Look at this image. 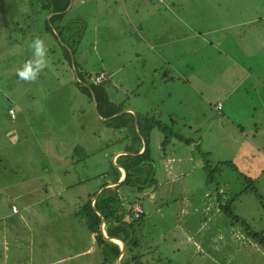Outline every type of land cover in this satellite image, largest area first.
I'll use <instances>...</instances> for the list:
<instances>
[{
    "label": "crops",
    "instance_id": "obj_1",
    "mask_svg": "<svg viewBox=\"0 0 264 264\" xmlns=\"http://www.w3.org/2000/svg\"><path fill=\"white\" fill-rule=\"evenodd\" d=\"M48 1L59 10L44 13V20L49 23L55 13L61 14L56 24L67 25L63 36L65 44L72 50L82 49L75 47L79 35L75 30L82 29L80 9L87 1L77 0L76 4L74 0ZM126 6L133 11V18L126 11ZM90 9L92 42L84 48L86 51L82 59L78 57V51L72 57L82 73L80 81L75 62L66 58L62 46L51 39L40 38L47 51L58 46L61 48V60L66 63L62 81L75 87L69 88L76 99L79 100L77 93L84 95V100L80 102L85 103L86 99L87 108L71 105L72 108H68L69 97L61 103L47 101L44 108L24 104L20 97H13L17 109L9 108L13 110L14 119L17 113L32 115V123L23 117L26 128L34 129V125H39L44 132L38 138L27 134L18 124L10 129L20 138L17 140L12 136L10 145H7L13 148L7 159L13 176L7 177L8 182L0 184V264H65L80 256L91 259L95 250L92 243L97 245L94 233L89 231L80 210L88 201L92 205L95 200L113 195L130 214L131 206L140 204L142 213L139 222H148L146 218H149V222H154L159 237L171 231L160 222H176L173 225L178 227L176 237L163 241L186 243L192 250L191 254L202 255V263L205 259L206 262L219 264L220 259H226L221 251L224 244L235 245V249L239 250L244 241L264 257V245L248 241V235L243 236L234 227H231L229 236L224 228L211 230L208 237L201 233L207 222H221L223 225L227 218L221 208L225 201L217 195L204 199L196 207L193 205L195 198L208 196L203 161L195 152L196 142L192 144L194 147L191 144L184 146L179 139L171 137L163 144L164 135L157 126L147 135L140 133L148 128L145 117L153 116L165 126L185 135L183 128L190 131L193 124H205L219 110L224 112L220 122L228 120L233 129L244 134L246 129L255 130L256 124L261 121L257 115L262 116L264 123V100L261 101L264 94L254 89V95L255 92L241 85L246 81L256 83V86L264 85V79L260 78V68L264 69V0H92ZM73 10L74 16L69 18L68 14ZM72 23L75 30L71 29ZM236 72L244 74H238L233 79ZM100 73L106 77L100 86H103L107 100L121 108L113 116L123 112L134 115L135 130L141 134L138 140L125 139L122 133L114 138L110 132L122 130L120 122L119 126L113 127L111 121L107 123L98 115L92 91L85 89L83 83H91ZM150 85L158 86L159 93L152 91ZM146 90H151V93ZM232 92L241 94L235 101L239 110L242 108L238 107L241 98L247 99L250 106L251 101L254 102L249 112L251 120L242 117L235 122L229 118L228 94ZM23 94L29 96L27 92ZM258 101L261 111H258ZM55 104L57 106L51 107ZM218 105L220 108H217ZM197 113L200 114L198 118L194 117ZM10 118L14 120L11 114ZM95 121L106 127L101 140L111 148L101 154L103 162L115 164L121 156H128V146L137 149V153H141L146 144L150 146L155 179L152 186L143 192L117 186L125 177L124 169L118 167L120 176L116 183L109 181L102 186L104 180L100 183L96 181L92 192L88 162L92 160L89 148L97 147L96 141H92V132L98 127ZM241 125L244 127L241 128ZM203 130H207V124L200 131ZM26 148L29 149V160ZM71 186H77L76 190ZM74 193L77 194L71 196ZM83 196L87 198L84 203ZM130 200L132 202L128 203ZM237 201L238 196L234 203ZM13 205L15 212L12 211ZM130 216H126V220ZM78 219L79 222H76ZM179 222L200 224L185 229L183 234L179 230L183 227ZM84 224L88 238L80 245L82 237L80 239L78 235ZM143 225H136L142 246L153 242L148 237L151 227L146 230ZM101 230L107 237L103 223ZM110 240L123 252L124 243L121 240ZM190 244L193 248L189 247ZM152 253L154 251L144 256V264H155V259L162 261L161 257L148 256ZM170 260L165 258V263L161 264H172ZM223 264L226 263L223 261Z\"/></svg>",
    "mask_w": 264,
    "mask_h": 264
},
{
    "label": "rangeland",
    "instance_id": "obj_2",
    "mask_svg": "<svg viewBox=\"0 0 264 264\" xmlns=\"http://www.w3.org/2000/svg\"><path fill=\"white\" fill-rule=\"evenodd\" d=\"M74 1L76 4L77 0ZM86 1L87 3L84 5L83 9H80V23L83 25L82 29H80L79 27L77 30H75L76 28L74 27L75 25L73 23L71 26L73 27L71 29H74L77 34L79 33L76 38L77 42L75 44V47L78 48V46H80L82 48L80 50H77L78 57L80 59L83 58V54L86 51L84 50V48L89 47V42H92V9H90L92 5V0ZM33 5L34 3L30 0H0V184L8 182L7 177L13 176L12 170L7 165L8 154H10V150H12L13 148H8L7 145H10L12 136L16 137L17 140L20 138V136H16L15 132L10 131L11 127L18 124L20 125V127L24 128L27 131V134L38 138L42 137V132H44V130L42 131L39 125H34V129L26 128V126L24 125L26 121L23 119V117L28 118L29 123H32V115L22 116L17 113V117L15 119V115L12 116L14 120L10 118V113H8V109L10 107L15 108L16 106V100H14L13 97H15L16 99L20 97V101L22 103L40 108H44V106L47 105V101H54L56 103L64 102L66 101L65 97H69V101L67 102L68 108H87L88 106V102L86 101V99L85 103L80 102V100H84V95H81V93H77L76 97L79 98V100L76 99L71 95L69 88L71 87L74 89L75 87H73L72 84H64V82L62 81L64 80L62 76L63 71L66 68V63L61 60V48H59V46L56 49L46 51L47 64L43 69L40 70L34 80L28 81L18 77L17 71L23 69L25 62L36 59V57L33 56V50L29 47V43L33 38L27 39L28 36H31L30 34H28L27 37L23 39V36L19 34L21 31L18 29L20 28L16 27V22H20L22 20L26 25V21H29V18L33 17L35 19L33 11L36 10ZM126 8V11L129 13L130 16H132L133 11L128 6H126ZM39 11L45 12L43 9H40ZM74 12V10L70 11L68 17H72ZM23 14V19H21ZM45 18L44 16H42L41 18L36 17L35 22L39 24V28L44 27ZM69 21L70 20H68V22ZM125 25L127 27H130L128 23H125ZM26 27L29 28V26ZM8 31H10L9 38L7 37ZM32 33H34V31H32ZM34 38H36V36H34ZM74 43L75 42H73V44ZM19 49H22V51H17ZM14 50H16L17 52ZM25 51L27 52V55H25ZM79 51L81 53V56L79 55ZM113 51L114 50H112V52ZM260 70L262 71V77L260 78L264 79V69L260 68ZM238 74L240 76V74H244V72H236V75L234 73L233 79L235 78V76L238 77ZM86 77L89 76L86 75ZM230 78L232 79L231 76ZM232 81L233 80L229 82V85L232 83ZM241 85L246 86L247 89H250L251 92H255V89L256 92L258 91V93L264 94V85L262 84L256 86V83L253 84L251 82L246 81ZM150 87L152 88V91L156 90L159 93L160 90L158 86L150 85ZM30 89L32 91H29ZM146 91L148 93H151V90ZM24 92H27L31 97L24 94L21 95V93ZM47 92L50 93L48 94ZM256 92L254 95H256ZM45 93H47L46 96L44 95ZM238 96H241V94H238V92H232L228 94V107L230 109V114H228L229 118L233 119L235 122L237 118L242 120V117L251 120V117H249V112L251 113L252 103L254 102L251 101L250 106L247 104V99L241 98L238 107L241 106L242 108L241 110H239V108H236L235 102ZM32 98H34V100ZM263 100L264 99H262L261 101L263 102ZM259 102L260 101H258V111H261ZM55 106L57 105H51V107ZM232 107H234V109H232ZM92 110H94L93 104ZM223 113L224 112H222V110H219L217 111V115L216 113L212 115L211 120H209L211 124L208 126L209 122L207 121V123H205L207 124L206 131H200L201 128L205 126V124H201L200 126H196L195 124H193L192 130L189 131L183 128L182 131L185 132V138L192 139L194 142H199V144H197L196 146L207 153V159L210 161V165L213 168L216 167L218 169V163H224V165H222L221 167L220 173L217 174L220 175V179H216V181H220L221 186L219 187L218 196H220V198L222 197L226 203L230 200L231 197L237 195L238 201L236 202V204L234 202L232 203V212L242 220H245V223L248 225L251 231L259 234L261 233L264 237V123L262 124L263 118L262 116L257 115V117L260 118L261 121L256 124L255 130L252 131V129H246L244 134V132H238L237 130L233 129L230 126V122L228 120H226L225 122H220ZM199 115L200 114L197 113L194 117L198 118L200 117ZM214 122L215 125L213 124ZM95 123L98 127L97 130L95 129L92 132V141H96L97 147L94 148L92 146V149L89 148L90 151L92 150V160L91 162H88L89 171L92 175V192L93 189L96 187V181H98L99 183L103 181L105 175L108 173L109 170V163L101 161V154L104 153V150L111 149L106 146V141L101 140V137H103L106 132L104 129L105 126L100 125L98 121H95ZM243 127L244 126L241 125V128ZM120 133L125 136V139L131 140L130 136L126 135L123 131L110 132V134L114 138L119 137ZM19 134L21 136L25 135V133ZM106 134L110 136V139H112L110 134ZM94 135L96 136V138H93ZM252 136L254 138H252ZM244 139L246 140L244 141ZM192 147L194 146L192 145ZM25 152L29 160V149L26 148ZM218 160L220 161L217 162ZM79 167H81L80 164ZM247 177L251 178L252 182L248 180L246 181ZM76 187L77 186H71L70 188L76 190ZM207 187L208 196L205 198L199 196L197 197V200L195 198L193 203L194 207H196V204H202V201L204 199L210 198L213 195L216 196L217 193L215 180L213 183L208 184ZM252 187L256 188L257 194H255V192L251 190ZM76 194L77 193H74L71 196H74ZM85 199L87 198L83 196L82 203L86 201ZM225 213L223 212L224 215ZM224 217L226 219L228 216L225 215ZM195 219L196 218H194L193 220ZM146 221L148 222H139V220L136 222L137 225L144 223L143 226H145L146 230H149V228L151 227V231H149L148 237L153 242L155 241V243L150 241L146 242L143 245V249L147 248L146 251L148 253L154 251V253H152L151 255L148 254V256L162 258V261H160L159 259H155V264H161V262L165 263V258L171 259L170 261L174 264H213L210 261L206 262L205 259L202 263V255L200 253L191 254L192 250L188 249L186 243H167L163 241L164 239L170 237H176L175 234L178 230V227H176L177 225L175 226V228L173 226L176 222H160L164 223L167 227V230L168 228H170L171 231L168 230V235L159 237L158 232L154 228V222H149V218H146ZM76 222H79V219L76 220ZM179 223L180 227L183 226L181 227V229H179L181 232H183V234L185 229L189 230L190 228L196 227L200 224L199 222ZM207 223L208 224L206 228L201 231V233L207 237L210 236L211 230L215 231L217 228H224L225 234L227 236L232 233L231 227L239 229L243 236H246L248 231L246 230V226H244L240 222H235L232 218L229 217L227 218L226 222H223V225L221 222ZM81 226V233L80 235H78L80 236V239L82 237L81 241L79 242L80 245L83 244L84 240H87L88 238V232L85 228L86 225L84 224ZM183 234L180 236H183ZM138 237L140 239V235H138ZM247 240L254 241L249 235ZM189 247L193 248L191 244L189 245ZM94 248L95 250L92 251L91 259L85 258V256H80L71 259L70 261H66L65 264H102V253L98 250L95 244L92 243V249ZM166 248H168L166 251H160L165 250ZM221 251H223V253L225 254L226 259H220L219 264H223V261L226 264H264V257H261L258 253L253 251V246L246 243V241L242 243L241 248H239V250L235 249V245L231 247L228 243H226L224 244V248H222ZM122 253L123 252H121V254ZM121 254L118 257V260Z\"/></svg>",
    "mask_w": 264,
    "mask_h": 264
},
{
    "label": "trees",
    "instance_id": "obj_3",
    "mask_svg": "<svg viewBox=\"0 0 264 264\" xmlns=\"http://www.w3.org/2000/svg\"><path fill=\"white\" fill-rule=\"evenodd\" d=\"M30 1L34 3L33 7L36 10L33 11L35 19L33 17L29 18V21H26L27 23L25 25L21 20L23 19V16L25 14L24 13L20 19L21 23L16 22V27L20 28L18 30L23 31L19 34L23 36V39H25L27 35L30 34L31 36H28L27 39L34 38V36H36L46 41L51 39L53 40V42L56 41L57 43H59L64 50L66 58L70 62H75V69L78 73L79 80V76H81L80 74L82 73H80L78 64L75 59H72V57L74 58L77 50H72L70 46H67V44H65L66 41L63 37L65 31L67 30V25L65 23H61L58 25L56 24L60 20L62 15L55 13L52 17H50L49 23H47L46 21L44 22L45 25L42 28H39V24L35 22L36 17L41 18L42 16H44V13L46 14L47 11L56 12L59 9L53 6L52 2H49L48 0ZM39 8L43 9L45 12H40ZM36 14L39 16H37ZM26 26H29V28H27ZM27 31L29 33L26 34ZM32 31H34V33H32ZM8 34H10L9 31ZM71 53L73 56L71 55ZM100 83L93 84V82L91 81V83L85 82L83 83V85L85 86V89H90L92 91V97H94L96 100L98 115H100V117L102 118H105V121L107 123L111 121L110 124H112L113 127L119 126L120 122V127L123 128L120 131H123L126 135L130 136V138H135L136 140H138L141 137V132L147 135V132H150L154 127L157 126L160 128L161 132L164 135L163 144H166L167 141L171 139V137L179 139V141L182 142L184 146L190 144L192 145L193 143H195L192 139L185 138L184 134H179L169 126H165L159 120H156L153 116H144L147 122V124L145 125H148V128H145V130L142 129L139 133L138 130H135L136 119L134 115L123 112L121 114L113 116L117 114L121 108L115 106L107 100L106 92L103 86H100ZM197 144H199V142L196 141V153L203 161L202 168L205 174V180L207 183L206 185L213 183L215 180L217 193L219 191V187H221L220 181H216V179H220V175L217 174L220 173L221 167L222 165H224V163L219 162L217 165L218 169L216 167L213 168L210 165V161L207 159V153L197 147ZM126 152H128V156H121L115 164H109V170L104 177L102 186L106 185L109 181L116 183L120 176L118 167H121L125 171V177L121 182L117 184V186L129 188L137 192H143L155 183L153 175L154 162L151 157L152 154L150 146L146 144L141 153H137V149L134 150L132 146H128ZM247 180L252 182V179L249 177L246 178V181ZM251 190L255 192V194H257L255 187H252ZM216 195L218 196V193ZM218 197L220 199V196ZM236 197L237 195L231 197L228 202L221 206L222 212H226L225 215H227L229 218H232L235 222H240L241 224L246 226V230H248L247 235L251 236L255 242L264 245L263 235L261 233L259 234L251 231L245 221L232 212V203L236 200ZM131 202L132 200H130L128 203ZM80 212L85 219L89 231L94 233L96 245L102 253V264H115L118 260L119 255L121 254V250L119 249L118 245L112 242L110 240L111 238H116L124 243L123 253L118 260V264H144L143 258L147 254V252L143 250L142 243L139 241L136 229L137 222H135L140 219L141 215L136 218L134 217L133 213L130 214L128 211H125V208L121 205L116 195L95 200L92 205L90 201H88L83 205ZM128 215L131 216L126 220L125 217ZM102 223L108 238L103 235V232L101 230Z\"/></svg>",
    "mask_w": 264,
    "mask_h": 264
},
{
    "label": "clouds",
    "instance_id": "obj_4",
    "mask_svg": "<svg viewBox=\"0 0 264 264\" xmlns=\"http://www.w3.org/2000/svg\"><path fill=\"white\" fill-rule=\"evenodd\" d=\"M29 47L33 50V56L36 59L25 62L23 69L17 71L19 78L24 80H34L37 74L47 64L46 46L40 38L36 37L31 40Z\"/></svg>",
    "mask_w": 264,
    "mask_h": 264
},
{
    "label": "built area",
    "instance_id": "obj_5",
    "mask_svg": "<svg viewBox=\"0 0 264 264\" xmlns=\"http://www.w3.org/2000/svg\"><path fill=\"white\" fill-rule=\"evenodd\" d=\"M104 78H106L105 75H104L103 73H100L98 76H96V77L92 80V82H93V84H98V83H100ZM217 108H220V106L218 105ZM9 113L11 114V116H13V110H12V109L9 110ZM12 211H14V212L16 211V207H15L14 205L12 206ZM131 211H132L134 217L137 218V217H139L140 214L142 213V207L140 206V204H134V205L131 206Z\"/></svg>",
    "mask_w": 264,
    "mask_h": 264
},
{
    "label": "bare ground",
    "instance_id": "obj_6",
    "mask_svg": "<svg viewBox=\"0 0 264 264\" xmlns=\"http://www.w3.org/2000/svg\"><path fill=\"white\" fill-rule=\"evenodd\" d=\"M118 241V240H117ZM116 242V241H115Z\"/></svg>",
    "mask_w": 264,
    "mask_h": 264
}]
</instances>
